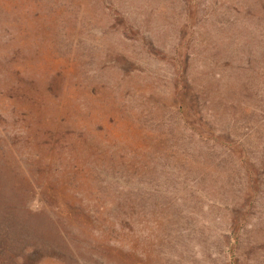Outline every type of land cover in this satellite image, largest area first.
<instances>
[{
    "label": "trees",
    "instance_id": "trees-1",
    "mask_svg": "<svg viewBox=\"0 0 264 264\" xmlns=\"http://www.w3.org/2000/svg\"><path fill=\"white\" fill-rule=\"evenodd\" d=\"M125 1L0 0V264H159L170 256L166 248L187 260L183 233L196 229L195 213L184 209L188 193L231 177V166L246 183L258 182L264 118L246 116H264L259 0H161L165 35L173 38L161 50L135 30L128 12L144 10L153 37L147 20L157 0ZM216 5L253 30L246 38L252 47L235 59L222 38L213 42ZM87 6L107 11L104 34L121 36L105 54L80 46L84 26L72 37ZM217 25L227 36L226 23ZM135 37L148 38L149 55L168 64V96L179 116H73L70 125V117L56 116L71 88L106 86L101 72L113 70L120 83L166 79L117 48ZM255 96L261 99L250 102ZM104 117L111 127L97 120ZM118 129L124 139L114 135ZM237 244L239 237L226 264H242Z\"/></svg>",
    "mask_w": 264,
    "mask_h": 264
},
{
    "label": "rangeland",
    "instance_id": "rangeland-1",
    "mask_svg": "<svg viewBox=\"0 0 264 264\" xmlns=\"http://www.w3.org/2000/svg\"><path fill=\"white\" fill-rule=\"evenodd\" d=\"M130 1H125L124 6H127ZM230 1L237 3L236 0ZM259 2L264 7V0H259ZM155 4L157 8L155 5L152 8L155 16L153 20H147L149 28L155 32L153 37L146 30L147 26L144 25L143 15H140L142 9L129 7L128 12L131 15L130 20L135 23V30L139 29L140 32L142 31L141 34L154 39L157 44L155 47L161 50L162 45L165 42L171 44L173 38L165 35V13L158 9L164 2L157 0ZM148 6L151 10V5ZM216 6L213 12V20L216 25L213 24V28L210 29L212 37L216 40L213 42H226L230 58L235 59L239 49L252 47L249 40L246 43V38H250L253 30L251 27L245 31L244 28H240L235 22L236 18L232 17L237 13L229 9L233 13L231 15L228 8L226 9V5ZM72 8L74 15L75 9ZM106 12L101 8L96 10L93 7H85L82 25L75 29L74 35H72L76 39L80 37L78 32L84 26V38L80 46L85 47L90 53L105 54L112 38L121 37L118 34L102 32V30H106ZM67 14L69 17L72 16L70 12ZM229 16L231 17L227 20ZM221 21L227 25V36L217 25ZM241 23L247 24L243 19ZM154 32L152 33L154 34ZM221 38L222 41H220ZM140 39L135 37L132 41H125L124 44L118 41L116 46L119 50L131 55L137 61V66L144 65L161 75L165 74L167 75L166 79L158 80L155 76H151L149 79L152 83L145 80L120 83L116 81L117 75L112 72L113 70L101 72L100 79L106 86H97L94 90L86 92H80L75 87L71 88L58 105L56 116L70 117L69 125L72 124L73 116H144L145 113H152L151 116H179L177 115L179 106L168 96L171 88L168 78L171 76V70H169L168 64L161 54L157 58L149 55L151 47L148 44V38H142L144 43H141ZM255 39L261 44L260 38L255 37ZM166 46L168 48V45ZM231 63L233 64L234 61ZM231 72L233 71L231 70ZM216 77H220V75H216ZM230 79L233 84L238 83V79L233 77ZM167 80L169 81L167 82ZM261 84L263 85L262 81L259 85ZM141 94H144V97ZM253 98L250 101L252 103L261 99L258 96ZM120 103H126L128 114L123 112ZM246 117L250 119L264 118V116ZM97 120L111 127L108 118L104 117L103 120L97 118ZM132 132L134 134L133 130ZM113 133L121 139H124L122 134H126L124 130L120 129L114 130ZM253 134L256 137V133L253 132ZM130 135L128 137H131ZM254 136L253 139H256L257 137ZM257 170L259 171L258 182L249 181L246 183L243 173L238 177L231 166V177L224 178L219 175L218 178L209 179L207 186L205 183L198 185L203 192L198 190L189 192L184 209H191L196 215L192 219L196 229L190 233L187 232L190 230L188 229L182 237L184 248L187 249V254L185 250L184 254L187 258L189 256V259L179 261L173 257V248H166L165 250L169 252L170 256L162 257L159 264H226L230 255L227 250L234 247L232 245L236 237H239V244L236 246L242 264H264V162L257 166ZM202 193L205 195L202 196Z\"/></svg>",
    "mask_w": 264,
    "mask_h": 264
}]
</instances>
